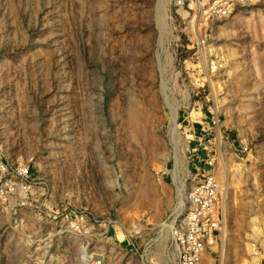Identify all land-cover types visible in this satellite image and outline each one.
<instances>
[{"label": "rangeland", "instance_id": "rangeland-1", "mask_svg": "<svg viewBox=\"0 0 264 264\" xmlns=\"http://www.w3.org/2000/svg\"><path fill=\"white\" fill-rule=\"evenodd\" d=\"M219 1L0 0V264H179L212 170L202 264H264V0Z\"/></svg>", "mask_w": 264, "mask_h": 264}, {"label": "built area", "instance_id": "built-area-1", "mask_svg": "<svg viewBox=\"0 0 264 264\" xmlns=\"http://www.w3.org/2000/svg\"><path fill=\"white\" fill-rule=\"evenodd\" d=\"M231 0H220L206 11L208 16L225 14L231 6ZM1 154V149H0ZM212 165V162H209ZM0 180L10 174L8 166L0 159ZM18 178L26 179L29 175L27 167H18L15 172ZM222 194L219 182L212 171L203 175L202 179L188 193V206L170 227L172 239L179 252V264H202L203 253L208 240L219 228V200Z\"/></svg>", "mask_w": 264, "mask_h": 264}, {"label": "bare ground", "instance_id": "bare-ground-1", "mask_svg": "<svg viewBox=\"0 0 264 264\" xmlns=\"http://www.w3.org/2000/svg\"><path fill=\"white\" fill-rule=\"evenodd\" d=\"M239 169L236 170V174H239ZM222 209V208H221ZM222 213V212H221ZM182 217V214L178 217V219H180ZM220 230H221V235H222V241L224 239V235H225V222L222 223L221 227H220ZM210 240V241H209ZM208 242H210V244H213L214 243V240L212 239H209Z\"/></svg>", "mask_w": 264, "mask_h": 264}]
</instances>
